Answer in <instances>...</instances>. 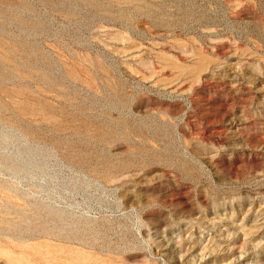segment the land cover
I'll list each match as a JSON object with an SVG mask.
<instances>
[{
  "label": "rangeland",
  "instance_id": "374dc122",
  "mask_svg": "<svg viewBox=\"0 0 264 264\" xmlns=\"http://www.w3.org/2000/svg\"><path fill=\"white\" fill-rule=\"evenodd\" d=\"M0 264H264V0H0Z\"/></svg>",
  "mask_w": 264,
  "mask_h": 264
}]
</instances>
